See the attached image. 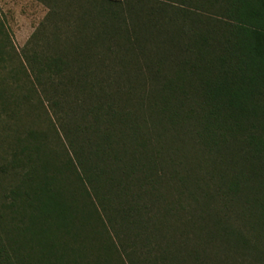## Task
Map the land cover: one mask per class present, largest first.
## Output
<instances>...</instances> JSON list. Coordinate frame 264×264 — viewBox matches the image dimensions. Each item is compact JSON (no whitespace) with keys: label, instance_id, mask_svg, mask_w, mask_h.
Instances as JSON below:
<instances>
[{"label":"trees","instance_id":"1","mask_svg":"<svg viewBox=\"0 0 264 264\" xmlns=\"http://www.w3.org/2000/svg\"><path fill=\"white\" fill-rule=\"evenodd\" d=\"M87 1L25 76L57 127L0 157V264H264V0ZM111 44L135 73H74Z\"/></svg>","mask_w":264,"mask_h":264},{"label":"rangeland","instance_id":"2","mask_svg":"<svg viewBox=\"0 0 264 264\" xmlns=\"http://www.w3.org/2000/svg\"><path fill=\"white\" fill-rule=\"evenodd\" d=\"M141 1L142 11L160 8L168 15L186 11L195 15L203 13L209 14L212 18H219V14L205 8V4L202 8V3L200 4L198 0ZM81 6L89 7L91 3L87 0H0V25L6 34L7 52L5 69L0 72L3 80L0 83L1 158L7 156L5 154L8 150L7 146L13 143L15 135L24 134L30 129L57 127L54 122L56 116L42 98L40 87L31 83V76L27 78L25 76L28 73H35L38 62L45 56H52L58 52H64L69 58L75 55L73 42H77L76 28L81 25L76 17L81 13L79 11ZM119 49L116 44L110 45V51L99 45L93 46L92 58L84 55L81 64L77 63L79 67L75 66L74 73H102L100 76L105 77L109 82H111V74L116 78L115 73H135L136 69L132 64L128 67L121 66V54L116 56L114 53ZM35 59L38 62H34ZM125 60L128 61L129 57ZM141 69L142 73H147L144 66ZM6 73H19V80L10 78ZM106 73L111 74L108 77ZM103 84L105 86V83ZM25 97H28V101ZM0 164H2L1 159ZM1 180L3 179H0V188L8 182L4 179L2 183Z\"/></svg>","mask_w":264,"mask_h":264}]
</instances>
